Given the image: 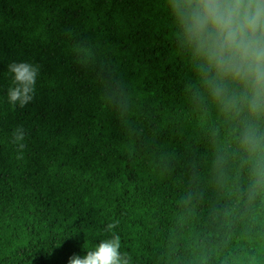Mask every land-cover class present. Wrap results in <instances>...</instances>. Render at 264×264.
<instances>
[{
  "label": "trees",
  "instance_id": "obj_1",
  "mask_svg": "<svg viewBox=\"0 0 264 264\" xmlns=\"http://www.w3.org/2000/svg\"><path fill=\"white\" fill-rule=\"evenodd\" d=\"M174 31L164 0H0V264H67L115 220L130 264H264V192Z\"/></svg>",
  "mask_w": 264,
  "mask_h": 264
},
{
  "label": "clouds",
  "instance_id": "obj_2",
  "mask_svg": "<svg viewBox=\"0 0 264 264\" xmlns=\"http://www.w3.org/2000/svg\"><path fill=\"white\" fill-rule=\"evenodd\" d=\"M174 26L179 52L187 59L196 83L198 105L212 104L233 125L232 132L249 170L248 195L264 192V0H164ZM12 86L8 103L25 107L36 91L38 65L8 66ZM26 133L18 126L11 143L23 154ZM218 158V164L222 162ZM115 220L100 230V240L84 256L73 254L67 264H130L122 253Z\"/></svg>",
  "mask_w": 264,
  "mask_h": 264
}]
</instances>
